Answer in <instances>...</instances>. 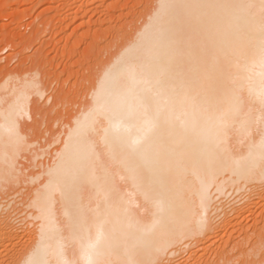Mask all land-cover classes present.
Segmentation results:
<instances>
[{
  "label": "bare ground",
  "instance_id": "bare-ground-1",
  "mask_svg": "<svg viewBox=\"0 0 264 264\" xmlns=\"http://www.w3.org/2000/svg\"><path fill=\"white\" fill-rule=\"evenodd\" d=\"M262 5L264 0H157L141 25L103 64L90 86V99L65 124L63 137L57 136L55 143L58 139L60 145L51 158L42 162L38 172L27 175L19 159L30 142L17 143L15 133L7 129L13 127L24 137L21 118L33 115L31 97H42L45 90L41 79L30 72H8L0 83V264H57L59 247L69 264H84V250L101 227L103 236L93 253L99 264H174L179 251L185 253L194 243L195 249L209 251L218 229L242 228L248 217L253 220L252 231L245 229V223L242 232L257 235L251 247L256 249V242L263 246L264 214L256 213L258 205H264ZM234 51L241 53L238 60ZM233 90L236 97L229 106L226 98ZM98 98L104 107L96 116L95 133L88 137L90 164L83 171L70 167L56 181L45 204L54 228L42 240L40 208L32 202L39 184L27 187L20 199L28 210L19 212L31 218L25 223V218L13 214L18 207L9 209V204L14 207L18 202L9 203L7 197L13 198L9 191L22 181L33 183V177H41V184L47 181V169L72 122L94 106L99 108ZM224 112L226 122L221 126L218 117ZM149 124L152 129L145 135ZM141 136L142 143L131 151L129 146ZM42 155L33 156L36 160ZM202 185L207 188L204 204ZM242 190L244 198H232L235 205L230 199L227 210L221 199ZM156 200H163L168 210L152 231L144 232L142 226L153 221ZM227 244L215 245L217 254ZM230 245V251L239 247ZM194 247L191 252L196 253ZM242 247L237 250L242 256L254 251L249 246L242 252ZM234 254L227 256L233 261L227 258L224 264L235 263L239 255ZM252 254L239 264H264V255L254 259L258 252Z\"/></svg>",
  "mask_w": 264,
  "mask_h": 264
},
{
  "label": "rangeland",
  "instance_id": "rangeland-1",
  "mask_svg": "<svg viewBox=\"0 0 264 264\" xmlns=\"http://www.w3.org/2000/svg\"><path fill=\"white\" fill-rule=\"evenodd\" d=\"M156 2L157 0H0V83L5 79V75L8 72L13 74H24L26 72L29 74L30 72L29 75L34 74L36 79L38 78V81L41 79L39 83H42L41 87L45 90L42 97L38 94L37 96L33 94L35 97L31 95V101L35 98L32 103L36 106L33 104L31 105L35 107L36 110L34 109V111L36 114L33 111V115L29 117L31 119L21 118V123L24 126L23 129L26 127L25 129L28 132L26 133V130H23V132H25L24 139L28 143L30 142L28 149L21 153L22 160L19 159L20 167L24 169H22L24 175L38 172L41 166L47 163L48 159L51 158L50 156L54 153V150L60 145L59 140L57 139L56 141L58 143H55V140L62 136L65 124H67L72 119V115L83 108L82 106L90 99L88 94L90 86H92L94 80L97 79L96 77H98L97 75L101 72V68L104 67L103 64L105 65V62L109 61V56L112 57V54L115 53L114 51L122 45L121 43L129 39L136 26L138 27L141 25L143 20L146 19L148 14L155 7ZM35 72L39 73L38 76ZM35 152L39 154L43 153V155L35 160L33 156ZM21 156H19V158ZM20 185L21 188L23 187L22 189H18ZM14 186L15 187L10 189L11 191L9 192L15 195L11 194L13 198L10 199V196L7 197V200H12L9 203L18 202L16 203L17 205L14 203V207L13 204H9V206L12 207V209L10 207L9 209L13 210L18 207L13 210V214L17 217L16 219H18L19 216L25 218V223V220L29 219L28 217L27 219L24 217L28 208L24 206L23 201L20 199H23L21 197H23L30 186H34V183H25L22 181ZM13 189L18 191V193L13 192ZM238 193H236L237 195L233 194L228 198L224 197L221 199V203L226 204L225 208L227 205L229 206L231 200L232 203L234 199L245 195L244 191L239 195ZM242 193L243 195H241ZM234 195L236 196L234 197ZM17 196H20V198L18 199ZM255 197L258 196L256 195ZM19 203L22 204L21 206L23 208L19 207ZM235 204L233 202V205ZM230 207L231 205L229 208L227 207V210L230 209ZM262 207H264L263 204L262 206L258 205L256 213H262L263 210V215L264 208ZM259 208H262L261 211ZM19 210L24 214L19 212ZM21 214H23V216ZM248 218L250 219L249 222H247L249 220ZM248 218H245L246 221H243L242 228L237 227L241 231L239 229L237 230V228L235 229L234 226H228L222 230L221 228L220 230L218 229V232L216 231L217 233L214 234L217 238L214 237V240L212 237L214 242L212 241L213 243L210 245L211 248H208L209 251H205L206 254L201 248L195 249L197 246L194 247V243L191 244L190 247L188 246V248H185V253H182L183 250H181L179 254H176V256H180L174 257L176 258L174 264L179 262L177 259L180 260V264H182V261H185L183 263L187 261L186 264H218L219 262L224 264L228 258L227 256L233 255L235 251L239 256H235L237 254H234V262H236L233 264H239L247 255L249 256L248 258H253L255 255L251 256L250 254L254 251L253 254L258 252L257 258L254 259L264 258V256L261 257V255H264V250L257 251L259 248H263L264 245L262 246L256 242L257 245L260 246L254 245V247H257L256 249L251 247L254 241L258 240L257 235H253L254 232L253 234L250 233L252 235H248L249 232L248 234H246L245 231L242 232L245 226L247 227L245 228L247 231L252 229V227H250L252 223L250 224V222H253V220L251 217ZM30 219L27 220V222L30 221ZM260 224L261 222L257 224V227H261L262 224L261 226ZM245 234L247 239H244H246L247 243L244 239L242 240ZM250 236H254L253 238L256 239L251 241L252 239L250 238L252 237ZM208 239L209 238L205 239L207 241L206 243L210 242V239L209 241ZM241 240L242 242H240ZM227 241L230 242V244L234 242L232 245L229 244L231 248H234L236 244V247H239L236 249L234 248L235 250L231 249L230 251ZM204 242L205 241H203V244H206ZM225 242L228 252H225V250L222 252L223 255H221L222 253L217 254L219 252H217V248L215 249V247L218 245L224 246ZM242 245L246 248H243ZM248 245L251 247V251L254 249L253 252L250 253V251H248V253L245 251L249 249ZM193 247L195 250H198L197 252L193 250L196 253L191 252V248ZM241 247L242 252L245 249L244 254L247 253L246 256H242L240 252L238 253L237 250L241 249ZM189 249L192 255L190 252L188 255L187 251H189ZM213 250L216 252L214 253ZM199 251L200 253H198ZM202 253L206 256L203 257ZM190 255L192 257L189 258ZM186 257L188 258L185 259ZM236 257L239 258V261ZM228 259L229 262H231L233 256ZM205 260L207 263L204 262ZM172 261L174 262V260ZM227 262L226 264L229 263Z\"/></svg>",
  "mask_w": 264,
  "mask_h": 264
},
{
  "label": "snow or ice",
  "instance_id": "snow-or-ice-1",
  "mask_svg": "<svg viewBox=\"0 0 264 264\" xmlns=\"http://www.w3.org/2000/svg\"><path fill=\"white\" fill-rule=\"evenodd\" d=\"M166 6V3H162L161 7ZM264 7V5H262ZM234 57H240L241 53L239 51H234L232 53ZM261 62L264 64V41L261 42ZM134 72V68L131 69ZM236 91L233 90L232 93L226 98L229 106L232 105V102L235 100ZM261 103L264 104V90L260 93ZM97 105L99 108L93 107L86 116L77 117L73 122L72 126L69 128L67 137L64 139L63 147L55 153V161L47 169V181L40 183L41 177H33L32 182L34 184H39L34 197L33 204L40 208V216L38 220L43 221L40 228L41 239H45L53 231L54 225L51 222L45 204L47 200L51 197L52 192L55 190L56 181L63 175H65L70 167L78 168L83 171L91 161V152L88 146V137L90 134L95 133V123L96 116L99 115L100 110L103 109V105L99 104V98L97 99ZM226 112L221 113L218 117V122L221 126L226 122L224 120ZM152 129L151 124H149L145 129V135H147ZM9 134L15 133L17 136V143H21L24 140L23 136H20L15 128L9 127L7 129ZM108 136V130H105L106 139ZM144 137L141 136L134 140L129 146L130 150L135 152L137 147L142 143ZM220 138H217V144H219ZM148 196V193L145 194ZM201 204L207 202V188L202 185L200 190ZM156 213H154V218L151 224L142 226L141 230L144 232H150L152 229L160 223V217L168 209L163 200H156L155 202ZM103 236L102 227L98 228L96 239L90 241L83 253L84 264H99L97 260L93 258V253L95 252L96 245ZM57 255L60 259L57 260V264H69V262L63 258V248L59 247L57 250ZM35 264V262H33ZM46 264V262H44Z\"/></svg>",
  "mask_w": 264,
  "mask_h": 264
}]
</instances>
